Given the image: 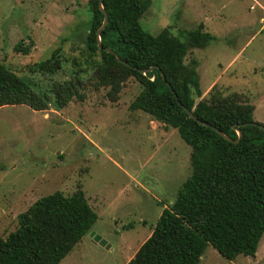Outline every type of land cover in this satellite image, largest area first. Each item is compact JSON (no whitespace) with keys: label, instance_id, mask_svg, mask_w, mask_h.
<instances>
[{"label":"rangeland","instance_id":"374dc122","mask_svg":"<svg viewBox=\"0 0 264 264\" xmlns=\"http://www.w3.org/2000/svg\"><path fill=\"white\" fill-rule=\"evenodd\" d=\"M141 19L154 36L170 28L175 36L201 23L215 37L194 49L186 63L197 68L203 96L237 94L255 106L264 125V0H150ZM89 0H0V61L41 85L71 77L73 65L54 78L31 72L58 48L82 58L91 21ZM22 42L29 54L15 52ZM142 87L127 80L118 95L89 86L86 100L62 110L27 106L0 109V238L16 231L18 216L55 192L84 191L98 214L93 232L61 264H128L152 235L163 212L192 174V149L178 130L144 111L131 110ZM200 264H264V238L254 257L224 258L208 246Z\"/></svg>","mask_w":264,"mask_h":264},{"label":"trees","instance_id":"16d2710c","mask_svg":"<svg viewBox=\"0 0 264 264\" xmlns=\"http://www.w3.org/2000/svg\"><path fill=\"white\" fill-rule=\"evenodd\" d=\"M150 4L103 0L109 21L100 34V49L98 31L105 14L100 0H89L91 21L82 58L66 57L58 48L31 68L54 78L66 64L73 65L71 77L54 79L44 91L38 82L0 61V109L27 106L40 112L54 105L62 110L74 100L84 102L89 86L110 88L118 95L134 78L142 91L131 110L144 111L166 128L178 130L192 149V174L128 264H200L209 245L229 261L254 257L264 238V130L255 120V106L220 91L198 101L203 96L199 61L186 60L192 50L208 48L217 37L205 30L204 23L180 36L170 28L154 36L141 24ZM29 50L22 42L15 47V52L26 55ZM154 66L159 68L139 72ZM179 102L233 142L190 118ZM239 132L243 137L236 143ZM98 218L82 188L71 196L60 191L44 196L18 216L16 231L0 238V264H61L92 232Z\"/></svg>","mask_w":264,"mask_h":264},{"label":"water","instance_id":"95a60500","mask_svg":"<svg viewBox=\"0 0 264 264\" xmlns=\"http://www.w3.org/2000/svg\"><path fill=\"white\" fill-rule=\"evenodd\" d=\"M100 6H101V9L103 10V12H104V14H105V21H104V24H103L102 28L98 31V43H99V47H100V49H102L103 46H102V43H101L100 34H101V32L106 28V26H107V24H108V21H109V16H108L107 12H106V11L104 10V8H103V0H100ZM107 52H108V53H111V54H115L116 57H117V59H118L119 61H121V58L119 57V55L116 54V53H114L112 50H109V49H108ZM156 68H159V67L154 66V67H151V68L146 69V70L139 69V72H141V73H143V74H147V73H149V72H152V71H153L154 69H156ZM161 74H162L163 80H166V77H165L164 73L162 72ZM179 104L183 107L184 111L190 116V118H192L193 120L197 121L199 124H201V125H203V126H206V127H209V128H211V129L215 130L218 134H220V135H221L222 137H224L226 140H228V141H230V142H233V140H232L229 136H227L222 130H220L219 128H217V127H215V126H213V125H211V124H209V123H206V122H203V121L199 120V119L195 116V114L193 113V111L189 110V109H188L187 107H185L181 102H179ZM259 126H260V128H261L262 130H264V125H259ZM242 137H243L242 133L239 132V139H238V141H236V143L240 142V140H241ZM90 237L93 238V240H94L96 243H98L100 246H102V247H106L107 249H110V245H108L107 241L104 240V239H102L101 236L97 235L96 232H93V231H92V232L90 233Z\"/></svg>","mask_w":264,"mask_h":264},{"label":"crops","instance_id":"0c3cea01","mask_svg":"<svg viewBox=\"0 0 264 264\" xmlns=\"http://www.w3.org/2000/svg\"><path fill=\"white\" fill-rule=\"evenodd\" d=\"M166 207V206H165Z\"/></svg>","mask_w":264,"mask_h":264}]
</instances>
